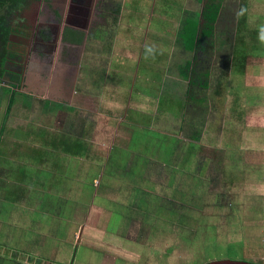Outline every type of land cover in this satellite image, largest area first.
Returning <instances> with one entry per match:
<instances>
[{"label":"crops","instance_id":"crops-1","mask_svg":"<svg viewBox=\"0 0 264 264\" xmlns=\"http://www.w3.org/2000/svg\"><path fill=\"white\" fill-rule=\"evenodd\" d=\"M133 1L120 17L107 9L104 17L99 0H91L81 25L73 0H32L30 6L0 0V264L58 263L81 228L94 245L98 237L121 243L122 253L114 251L112 262L114 249L108 250L101 264H141L142 254L133 258L125 250L137 235L149 234L138 210L161 201L188 211L183 199L160 198L159 187L168 184V192L180 175L186 178L178 185L186 190L197 189L200 179L206 207L232 208L252 196L262 201L264 219V0H148L151 7L140 5V11ZM49 15L60 28L52 42L42 23ZM97 25L104 26L98 39ZM199 45L198 59L200 51L215 48L213 75L195 69ZM228 54L230 68L220 69ZM212 80L221 93L217 109L227 110L222 129L207 137L186 124L189 133H178L176 119L195 101L192 87L202 92ZM120 213L125 217L117 223ZM112 222L118 224L113 230ZM89 256L87 263L95 257Z\"/></svg>","mask_w":264,"mask_h":264},{"label":"rangeland","instance_id":"rangeland-1","mask_svg":"<svg viewBox=\"0 0 264 264\" xmlns=\"http://www.w3.org/2000/svg\"><path fill=\"white\" fill-rule=\"evenodd\" d=\"M108 1V4H104L102 3L103 0H99V4L102 6L103 10L100 8V5L99 7L97 6V9L102 11L99 13L101 16L106 17L107 13L105 14L104 10L107 9V12H118L116 17H120V12L123 10V8L130 4V0ZM122 1H124V4ZM134 1L133 6L139 11L141 10L139 9L140 5L151 7L148 0H137L136 4ZM164 1L166 3V0ZM164 1L162 0V2ZM26 2L29 6L33 3L32 0H26ZM16 3V7L23 4L21 2L19 3L18 1H16ZM156 11L157 10L155 9L153 12V17H156L158 15ZM145 17L148 18V14H145ZM166 20H169V18L167 17ZM100 23H103V21H98L97 24ZM103 28L104 26L101 25L100 27H98L97 25V29L95 30V34L93 37L98 39L103 36ZM203 43L210 44L207 38L203 40ZM200 48L202 50L203 46H197L195 51L197 55V66L195 67V69L204 68L203 70H205L207 74L210 71V74L213 75L212 71H216L215 65L217 60L215 58L216 54L212 53L215 51V48L208 47L209 50L206 51L207 53L200 51L199 57L202 58L198 59V50H200ZM227 49L229 51V54L233 50L231 45L228 46ZM174 52H176V55L179 53L178 49L174 50ZM180 52L182 53V51ZM152 54L153 57L157 56V52L155 50L152 51ZM229 54L225 55L223 63L218 62V66L220 67V69L228 70V68H230L229 65H231V57L229 56ZM15 55L17 56H15V69L13 70V72L14 77L18 82L20 81L19 76L21 73L19 72V70L22 71L23 69L21 58L22 55H19V52H17ZM221 55L223 54L221 53ZM183 57L184 55L181 54V57H178V60H182ZM203 59L204 62L202 61ZM86 69L87 68L85 66L81 67V72H86ZM163 74L164 73L160 70H157L156 72L157 78H161V80L164 76ZM214 85L215 82L212 80L211 88H206V90L202 92L199 89L201 88L199 87V85H195V87H192L194 89L193 92L195 95V101H193L192 103H186V114L183 116V120H181V118L176 119V131H178V133H181L183 131L185 132L186 130V133H189V130L191 128L190 132L196 131V133L199 135L203 133L204 136L207 135V137H210L208 133L211 134L212 132H215L217 128H221V124L223 123L224 118L226 119L228 116H225L227 110H223L225 111L224 114L222 110L217 109L220 105L219 103H221V93H218L217 90H215L216 86L214 87ZM225 101L229 102L228 100H226V98L223 102ZM161 118L163 117L161 116ZM186 124L190 125V128ZM184 126L186 128L182 129L184 128ZM185 138H188V136L185 135ZM183 145L184 144H181L182 148L179 146V148L177 149V151H179L180 161L183 160L182 157L184 156ZM176 161L178 162L179 159L176 158ZM135 165L136 163H134L132 166L134 167ZM191 170L192 169H190V171ZM201 170L204 171L205 168L202 167ZM193 171L194 170H192V173L194 174ZM202 175H204V173H202ZM193 176L198 177L195 175ZM194 177L187 176L191 184L194 180ZM185 178L186 177H182L180 175L181 182L180 180L178 182H175L177 183V186L173 189H169V191L166 193L164 192L168 188V184L160 186V198L167 197L169 198V200L176 199V201L183 199V203L191 206L192 208L190 207V209L186 211V209H188L187 206L185 208L184 206L176 207L171 204H161V201L160 203L157 201L155 209L153 210L148 209V207L145 206L142 208V210L139 209L138 211L140 212L137 213V216L141 220L145 219L144 222L141 221L142 224H145L140 225L141 227H148L147 232L149 234L148 236H143L141 234L137 235L136 240L134 239V242L136 241L134 245L127 246L128 249L125 250L130 251V257L136 258V255L141 256L142 254L143 260L141 261V264H206L208 262L219 259H231L239 261L246 260L250 262H253V260H255L258 264H264V247L260 245V243L262 242V236L264 234V219L259 216V213H262L263 209V206H259L260 203L262 204V201L249 196L245 198L243 197L236 201V204L239 202V204H237L238 208H236V204H234L232 208L224 207L225 209L218 206L206 207L202 204L204 200L201 203V199L199 198L204 195V191L200 190V179L197 184V189L187 188L186 190L182 189L181 184L178 185V183H183L185 181ZM162 182H167V180L162 179L160 181V184ZM198 194L199 196L196 197ZM200 204L202 205L200 206ZM90 207L91 209H93L92 206ZM117 207V205H114V208L117 209ZM95 208L98 209V206H95ZM7 209L10 208L5 207L1 210V214L3 216H6ZM121 213L119 214V216H117V214L114 215V220L116 219L117 223L118 220H121L125 217L122 216ZM231 217H233L234 221L231 219ZM148 219H151V221H148ZM84 221L85 217H80V227L83 226ZM140 225H138L139 228ZM123 226H125V224H123ZM47 227H49L48 224ZM117 227L118 224H116L115 222H112L110 224V228L112 230ZM81 229L75 235H73L72 238L69 237L68 241H71L73 250H69V253H67V255L62 258V261L56 263L54 261L46 260L44 264H73V259L75 258L76 259L74 264H101L100 262L104 260L105 255H109L108 250L114 249L112 251L113 254L109 255V257L112 259V262L116 257H118L116 254H114L115 252L118 255L122 253L120 248H118L119 246L121 247V243H118L117 246L112 245L111 242L109 245L104 244L102 243V238L98 237L99 239L96 240L94 245L93 242H89L86 239L91 234L87 235V237L85 233L81 235ZM58 232H61L62 236L65 237L66 234L63 231L58 230ZM125 233L126 232H124V235ZM130 233L128 235H130ZM91 244L94 246H92ZM83 245L86 247L89 246V248L92 249L90 253L95 256L93 259H90L88 263L87 261L91 256H89V251H86V247H83ZM75 248H77V255L75 253ZM63 261H68V263H64ZM135 261L134 263L132 262L129 264H136Z\"/></svg>","mask_w":264,"mask_h":264},{"label":"flooded vegetation","instance_id":"flooded-vegetation-1","mask_svg":"<svg viewBox=\"0 0 264 264\" xmlns=\"http://www.w3.org/2000/svg\"><path fill=\"white\" fill-rule=\"evenodd\" d=\"M90 3H91V0H73L72 7H74L76 9L75 11L78 13V15H80L79 19H80L81 25L86 24V22L88 20V17H89V14H90ZM56 21H57L56 17L49 15L48 18L46 19V22H42V23H44L43 24L44 26H48L47 29H45L44 32H47L49 34V36L51 35L53 37V38L50 37L51 38V42H52V39L55 40V38H58V36H59L60 28H59L58 25L55 26V22ZM53 48H54V46H52L50 44V49H53ZM61 55H62V57L64 56V52L63 51H61ZM71 56H73V55H71ZM67 57H69V56H67ZM73 59H75V58H73Z\"/></svg>","mask_w":264,"mask_h":264},{"label":"water","instance_id":"water-1","mask_svg":"<svg viewBox=\"0 0 264 264\" xmlns=\"http://www.w3.org/2000/svg\"><path fill=\"white\" fill-rule=\"evenodd\" d=\"M206 264H256L248 261H239V260H231V259H220L208 262Z\"/></svg>","mask_w":264,"mask_h":264},{"label":"trees","instance_id":"trees-1","mask_svg":"<svg viewBox=\"0 0 264 264\" xmlns=\"http://www.w3.org/2000/svg\"><path fill=\"white\" fill-rule=\"evenodd\" d=\"M211 1V0H210ZM212 7H216V5H211ZM215 19V15L213 13L210 14V20L213 21Z\"/></svg>","mask_w":264,"mask_h":264}]
</instances>
